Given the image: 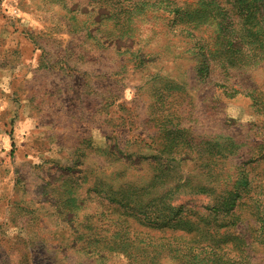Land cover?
I'll use <instances>...</instances> for the list:
<instances>
[{
  "label": "rangeland",
  "instance_id": "1",
  "mask_svg": "<svg viewBox=\"0 0 264 264\" xmlns=\"http://www.w3.org/2000/svg\"><path fill=\"white\" fill-rule=\"evenodd\" d=\"M0 264H264V0H0Z\"/></svg>",
  "mask_w": 264,
  "mask_h": 264
}]
</instances>
